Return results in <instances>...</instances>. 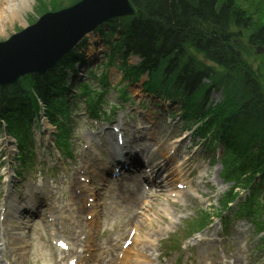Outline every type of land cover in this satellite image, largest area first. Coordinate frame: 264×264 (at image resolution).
I'll list each match as a JSON object with an SVG mask.
<instances>
[{
  "label": "trees",
  "instance_id": "1",
  "mask_svg": "<svg viewBox=\"0 0 264 264\" xmlns=\"http://www.w3.org/2000/svg\"><path fill=\"white\" fill-rule=\"evenodd\" d=\"M59 1L68 5L79 0ZM130 1L137 10L135 16L108 23V32L102 28L98 32L108 39L115 29L125 30L116 45L124 56L136 55L141 60L127 72L136 77L148 73L147 89L153 87L164 95L175 92L184 100L189 98L200 106L201 115L213 112L209 111L211 107L201 105L203 100L210 92L221 91L224 101L204 127H215L213 139L225 145L221 176L233 182V187L223 203L235 200V188H250L252 193L239 205L240 212L260 218L264 203L259 201L262 191L256 180L260 177L264 182V94L259 76L243 63L234 42L246 32L251 46H264V0H258L263 11L259 22V11L248 13L236 0ZM199 56L212 66L205 65ZM65 59L45 76L27 77L0 88V102H8L16 111L3 116L9 132L14 133L15 124L32 113L37 97L52 122L55 112H67L66 104L55 97L61 91ZM88 103L94 105L93 100ZM60 134L66 136L63 127ZM257 227L264 230V221H259Z\"/></svg>",
  "mask_w": 264,
  "mask_h": 264
},
{
  "label": "rangeland",
  "instance_id": "2",
  "mask_svg": "<svg viewBox=\"0 0 264 264\" xmlns=\"http://www.w3.org/2000/svg\"><path fill=\"white\" fill-rule=\"evenodd\" d=\"M2 1V6L4 10H9L11 9V6L14 5L15 8L18 6V0H1ZM56 0H28V6L27 8L22 11L19 10L20 7L17 9L18 13L22 16L20 19H10V13L7 14L4 11L3 14V22L0 24V41H3L7 39L9 36H11L13 33L19 32L22 30L26 25L32 24L34 21L38 19V16L41 15V13H37L38 6H41L44 8L42 11H47V10H54L56 8L55 5H57ZM130 1V0H129ZM238 3L242 5L243 8L248 10V13H253L259 11V17L257 18V22H259L262 17H263V11L261 10V4L258 0H236ZM264 10V9H263ZM23 13H22V12ZM93 39H90L89 43H93ZM99 40L96 42V44H99ZM235 46L237 47V50H239V54L242 58V61L244 64L249 66L255 73H257L258 81L260 82L262 93L264 94V55H257L256 50L254 46H251L248 42V33L244 32L241 36L240 39L235 40L234 42ZM199 59H201L204 63L205 61L199 56ZM98 59V58H97ZM95 61H92L91 64H93ZM97 62V61H96ZM138 62V60L134 57H132L129 61L130 64L134 65ZM207 65V64H206ZM110 86H114V90H110L109 96H108V105L112 106L113 104H117L116 99H117V90L122 86L119 83V75H117L116 72H111L110 73ZM127 91L129 94H131L133 97V103H130L131 105L135 106H141L142 104H147L149 108L151 107L152 103H155L157 100H150L148 97H145L143 93L140 91V86H129L127 88ZM210 100H213L214 102H219L221 99V96L219 93H211ZM130 104H126L125 107H122L121 110L122 112H118L117 116L114 119V123H117L119 121L120 117H123L125 121L129 119L132 120L131 113L129 111V106ZM75 117V125H74V132L75 134V143L80 144L82 143L81 141V135L85 133V129L87 128L84 125V115L82 108H80L77 112L74 113ZM78 115V116H77ZM152 118H156V116H152ZM84 121V122H83ZM128 121V122H129ZM143 122H145L143 120ZM146 123V122H145ZM176 130H180L181 125L175 124ZM159 129V134L162 137V139H169L170 134L167 133V129L162 126V124L158 127ZM181 133L178 132V134ZM88 135V134H87ZM3 139H0V142L2 145L0 146L1 151H6L7 147L5 146L6 144L3 142ZM171 146L169 145L167 147V151L169 150ZM75 148V146H74ZM75 160L78 163L80 161L79 159L82 158V151L79 149V145L76 146L75 149ZM205 152L199 147L195 150H193V158L191 159V164L195 167L198 168L197 171V179L202 178L201 184L207 183L205 188H201V191H204L207 196L209 197V201L205 205H198L191 201V199H184L180 200L177 202V206H173L170 202L166 201H161L158 200L155 204V211L157 212L155 219H151V225L146 224L141 230H144V232L152 230L151 228H154L159 233H165V230L168 231H177V234L180 236L183 231H184V226L186 221L189 220H196L197 218L200 217V215H203V213H212L213 211L215 213H218L219 206H220V199L224 193L227 192L228 186L224 185L221 183V181L218 179V173L217 167L212 168L211 165H209V159L207 157L205 158L204 155ZM192 154V152L188 153V157ZM2 161V160H0ZM175 162V160H174ZM80 164V163H78ZM190 164V163H189ZM37 167V165H36ZM192 167V166H191ZM190 167V168H191ZM194 168V167H192ZM40 171L39 166L38 168H33L27 176L23 178V186L22 188L28 187L30 189L39 186L46 187L48 184L46 183L45 179L44 180H38L33 181L31 178L33 172ZM1 174V171H0ZM44 174V173H42ZM200 176V177H199ZM196 181V178L194 179ZM203 182V183H202ZM38 188V187H37ZM114 197V194H113ZM112 197V198H113ZM111 206V205H110ZM107 207L105 205V212L109 216L110 222L112 221L114 225L116 226L117 229H121L120 227L125 223L127 220L126 216V211L123 208V212H120V205L119 207ZM163 210H166L167 212H163ZM139 210H137V216L139 217L140 215L138 214ZM169 215L172 218V221H166L165 215ZM219 214V213H218ZM250 233L253 234V232L250 230ZM245 237V234H244ZM34 238V236L32 237ZM246 239L250 240L248 241V244L245 246L248 251L240 252L237 251V257L240 259V263L243 264L246 262V264H261V261L258 260L257 253L258 254H264V247L258 250L257 244L259 243V238L255 237L253 234V237L251 236L250 238ZM245 240V239H244ZM34 243V250L35 252L33 253L35 255V260L31 262V264H47L48 263V252L45 244V239L43 234H40L36 236L33 239ZM245 241L240 240L238 244L241 246L244 245ZM152 246L151 248H153ZM39 251V253H38ZM236 252V251H235ZM198 251H195V258L197 259L198 256ZM202 254L205 256V259L209 256L212 255V251L210 252H202ZM175 255V254H174ZM176 259H178L177 255ZM246 257V258H245ZM39 259V260H37ZM204 259V260H205ZM262 262H264V257L262 258ZM49 264V263H48ZM192 264V263H190ZM194 264V263H193ZM197 264H203L202 261L197 262Z\"/></svg>",
  "mask_w": 264,
  "mask_h": 264
},
{
  "label": "water",
  "instance_id": "3",
  "mask_svg": "<svg viewBox=\"0 0 264 264\" xmlns=\"http://www.w3.org/2000/svg\"><path fill=\"white\" fill-rule=\"evenodd\" d=\"M129 0H81L0 42V85L14 83L27 73H44L85 35L113 19L132 16ZM264 54V47H256Z\"/></svg>",
  "mask_w": 264,
  "mask_h": 264
},
{
  "label": "bare ground",
  "instance_id": "4",
  "mask_svg": "<svg viewBox=\"0 0 264 264\" xmlns=\"http://www.w3.org/2000/svg\"><path fill=\"white\" fill-rule=\"evenodd\" d=\"M2 6V1L0 0V24L3 22V14L5 13L9 14L11 18L10 19H20L22 17L17 11V9L20 7L19 10L24 11L28 6V0H18V6L17 8L14 7V5L11 6V9L4 10ZM24 9V10H23ZM59 10V8L54 9ZM21 11V12H22ZM23 13V12H22ZM92 52V50H91ZM92 53L89 52V55ZM141 175H134L133 177L128 178V185L122 188L121 192L118 193V195L121 197V202L125 205L124 208L128 212V215L130 217L129 221H134L136 223V228H140L144 223H149V216H147L146 213H144L141 217H136V208L139 206L143 193L139 190V180ZM153 206H149V211L153 210ZM148 213V212H147ZM140 220L139 222L137 220ZM131 227V226H130ZM137 240V237L135 238ZM141 256V255H140Z\"/></svg>",
  "mask_w": 264,
  "mask_h": 264
}]
</instances>
